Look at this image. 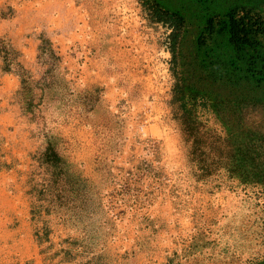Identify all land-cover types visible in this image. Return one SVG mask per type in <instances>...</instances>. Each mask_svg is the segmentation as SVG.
<instances>
[{
	"label": "rangeland",
	"instance_id": "1",
	"mask_svg": "<svg viewBox=\"0 0 264 264\" xmlns=\"http://www.w3.org/2000/svg\"><path fill=\"white\" fill-rule=\"evenodd\" d=\"M0 264H264V0H0Z\"/></svg>",
	"mask_w": 264,
	"mask_h": 264
},
{
	"label": "trees",
	"instance_id": "2",
	"mask_svg": "<svg viewBox=\"0 0 264 264\" xmlns=\"http://www.w3.org/2000/svg\"><path fill=\"white\" fill-rule=\"evenodd\" d=\"M232 12H229V14L226 16V19H229V28H230V33H231V39H233V43L234 45L239 49L240 47L244 48L245 45H249V41L252 40L250 38V33L253 32V30H251L250 26H251V18H250V14H246L244 16H242L239 20L236 18V14H233V11H235V9L231 10ZM160 12V13H159ZM157 13L160 15V21L162 22H171V20L169 21L168 19L170 18V16H164L165 13H163L161 10H157ZM249 13V12H248ZM169 17V18H168ZM231 18V20H230ZM213 20L211 19L209 21V24L212 26L213 25ZM255 24L259 25V28H256V31H254L255 33H258L257 31H261L263 22H259V21H255ZM250 28V29H249ZM175 44V42H174Z\"/></svg>",
	"mask_w": 264,
	"mask_h": 264
}]
</instances>
